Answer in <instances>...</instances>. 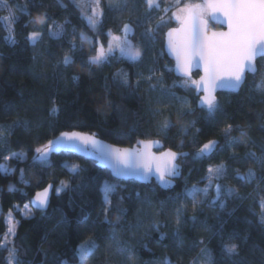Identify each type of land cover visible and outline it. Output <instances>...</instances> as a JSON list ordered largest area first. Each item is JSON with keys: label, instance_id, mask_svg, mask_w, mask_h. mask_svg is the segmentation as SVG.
<instances>
[{"label": "trees", "instance_id": "16d2710c", "mask_svg": "<svg viewBox=\"0 0 264 264\" xmlns=\"http://www.w3.org/2000/svg\"><path fill=\"white\" fill-rule=\"evenodd\" d=\"M3 1L16 15L13 43L6 39L0 14V165L7 167L0 171V237L11 212L17 222L12 246L21 264H77L78 246L89 240L97 248L87 264H199L205 249L210 264H264V167L248 155L264 158V90L256 87L264 81V58L238 92L218 95L219 107L209 114L206 107L196 108L192 90L168 88L178 78L164 53L163 37L175 23L158 27L153 42L145 0H100L102 15L95 28L73 0ZM42 16L47 17L44 24L36 23ZM127 22L141 30L133 38L141 58L113 55L102 64L90 63L97 41L105 42L110 31L120 32ZM49 25L61 31L59 38L49 33ZM38 30L41 38L30 41L28 34ZM81 33L91 43L82 42ZM66 54L73 61L67 65ZM171 94L186 95L191 107L175 109ZM229 125L231 131L225 132ZM64 132L95 136L121 148L159 142L155 151L187 155H178V174L168 176L167 187L155 178H117L88 148L61 147L46 161L33 159L38 147ZM209 140L217 142L215 150L198 156ZM12 153L25 158L8 157ZM73 165L79 166L75 172ZM218 165L226 169L222 177L232 194L214 204L200 193L193 207L188 188L204 185L209 166ZM250 169L252 179L239 178ZM105 181L117 185L110 195L111 224L103 212ZM62 182L68 186L57 192ZM49 183V208L24 217L17 206L30 204ZM231 243L239 255L224 251ZM7 254L0 248V264H7Z\"/></svg>", "mask_w": 264, "mask_h": 264}, {"label": "snow or ice", "instance_id": "6c2138e0", "mask_svg": "<svg viewBox=\"0 0 264 264\" xmlns=\"http://www.w3.org/2000/svg\"><path fill=\"white\" fill-rule=\"evenodd\" d=\"M149 10L154 6L158 7L156 0H145ZM97 6L99 0H96ZM119 7V5H118ZM21 11H25L21 9ZM182 13H187L184 17L185 29L187 31V38L179 42V44L172 39L175 29L169 33L168 46L172 52H175L178 56L177 69L182 71L185 75H189L192 67H200L203 64L204 75L200 77V81H192L199 88L201 85L202 91L205 93L200 98L201 106L206 107L209 114L214 113L218 107V101L214 95L217 88H229L232 90H238L241 84L244 82L246 72H252L255 74L257 68L255 61L257 58H264V0H205L203 5H190L180 10ZM210 12L212 19L217 22H226L228 25L227 32H215L212 39L201 40V35L204 29L207 27V21L202 20L205 13ZM94 16L89 17L90 22L95 25L96 10L93 9ZM221 16L223 20H221ZM14 19V17H12ZM46 16L38 17L37 22L41 25L44 24ZM180 19V17H177ZM34 21H29L33 23ZM48 31L51 35L59 38L61 31L53 32L51 25L48 26ZM130 31V25L125 24L124 32L125 39L123 42L118 43L117 47L121 56L137 61L141 58V51L139 48L132 45L131 41L127 39V34ZM42 31H32L28 34V39L35 42L40 39ZM6 39L11 40L13 43L14 38L9 36ZM119 41V38H116ZM81 41L91 43V39L81 33ZM76 45L73 41L72 49L75 50ZM113 47L111 43L107 50L103 46L97 49L96 55L90 57V63L102 64L106 62L108 56L112 54ZM64 64L72 63V59L69 55L64 56ZM76 79V77H73ZM125 83H127L125 74ZM257 88L264 90V81L256 85ZM55 113L57 109L53 108ZM168 123L164 124L167 128ZM231 131V125H229L225 132ZM244 133H242L243 135ZM4 136V132L0 131V137ZM77 141H82L85 145L91 144L95 150L97 160L103 162V164L112 169L113 173L117 176H138L146 177L152 173L151 158L143 153H137L129 151L128 149L112 148L107 145H103L100 141L96 140L94 136H85L77 132H64L61 133V137L56 140H50L47 144L38 147L36 149L37 156L34 160L46 161L49 154L58 150L61 147H69L77 149ZM147 147V144L145 145ZM217 142L215 140H209L198 151V156H210L215 150ZM15 158H23V154H12ZM167 157L163 167L157 165L156 172L159 174L158 178L162 182L163 186L167 187L171 181L166 179L168 176H174L178 174L179 166L175 163L178 155H187L186 153H176L169 151L163 154ZM249 157L255 159L262 167H264V158L255 157L254 153H249ZM78 165L72 166V171H77ZM0 171H7L4 166L0 165ZM208 186L199 189L195 185L191 190L187 192V195L191 197L193 207L196 204V197L200 193H203L206 197L213 182L219 181L224 175L226 169L223 165L215 167L209 166L208 168ZM254 173L250 169L246 175L240 176V179H252ZM68 185L62 182V190ZM10 190H13V186H9ZM117 189V185L110 184L107 181L104 182L101 191L103 193V203L106 206L103 209L105 222L111 224L108 220V212L112 205L110 195ZM216 200L221 199L222 185L215 184ZM232 189L227 190V194L231 195ZM49 189L45 188L43 191L37 192L35 198L32 201V205L40 210H43L48 204ZM223 207V204H221ZM264 208V204L261 205ZM27 212V206H25ZM122 212V209H117ZM11 216V212L9 213ZM178 222H179V209L177 210ZM261 224H264V215H262ZM15 234V224L9 221L7 232L5 235V242L0 244V248H7V236ZM115 235V234H114ZM97 245L94 241L89 240L85 243H81L78 246L77 256L79 264H87L90 257L94 254ZM9 255L7 257V264H21L18 258L17 251L13 247L7 249ZM224 251L230 255H239L238 246L235 243L225 244ZM205 256L209 254L205 250ZM210 264V261H209Z\"/></svg>", "mask_w": 264, "mask_h": 264}, {"label": "rangeland", "instance_id": "374dc122", "mask_svg": "<svg viewBox=\"0 0 264 264\" xmlns=\"http://www.w3.org/2000/svg\"><path fill=\"white\" fill-rule=\"evenodd\" d=\"M74 3L77 5V7L79 8L81 14L83 15V17L85 18V20L87 21V23L95 28L96 25L98 24L101 15H102V9H101V4H100V0H99V5L97 6L96 4V0H73ZM109 2L113 3V4H117L120 0H108ZM157 4L159 5L158 7H153L151 10H149L148 6V12L150 13L149 16V27L147 30V33L150 34L152 37H150L152 39V41L154 42V32L155 30L164 25L165 23L172 21L175 23L174 26L178 25L180 23V21L182 20V18L187 14V13H182L180 10L185 8L186 6H190V5H203L204 3L202 2V0H169V1H164L162 2V0H156ZM93 9L96 10L97 15H95V20L96 23L95 25H93L90 20L89 17H93L94 13H93ZM0 14H1V18H2V22L5 26V29L7 31V37L11 36L14 38V19H12V17H14L16 15V13L13 11V9H10L6 3L3 0H0ZM208 13H205L204 17H207ZM177 17H180V19H177ZM15 18V17H14ZM36 23L37 19L35 20ZM125 24L130 25V31L127 34V39L131 41L132 45L139 48L138 44L134 41V36L137 33V30H139L141 32L140 29H137L133 23L131 22H127ZM123 25L122 29L120 30V32H114V31H110L107 34L106 40L105 42L102 41H97V49L100 48L101 46L104 47L105 50L108 49L109 44L111 43L112 47H113V52L112 54H110L108 56L111 57L113 55H117L118 57H122L125 58L123 56H121L119 49L117 47L118 43H121L124 41L125 39V32H124V26ZM139 35V34H138ZM119 38V41L116 39ZM81 39V36H80ZM10 42H12L11 40H8ZM33 42V41H32ZM96 49V51H97ZM141 51V49H140ZM142 53V51H141ZM96 55V52L95 54ZM93 55V56H94ZM142 56V55H141ZM107 58V59H108ZM127 59V58H125ZM129 60V59H128ZM172 69V67H170ZM198 76V73H194L192 75V77L190 78H178L177 81H175L174 83H172L171 85H168V88H173V87H180L185 93H188L189 91H195V87L196 84H193L192 81H196V78ZM186 96V95H184ZM184 96H179L176 94H171V98H172V103L175 106V109H189L190 106V102L188 100L187 97ZM151 145L153 147H157L160 145L159 142L156 143H148V142H142L139 144L138 148L136 149H140L142 147H145V145ZM13 154V153H12ZM10 154L8 157H13V155ZM16 154H22V153H16ZM7 157V158H8ZM25 158V155L23 154V158ZM2 166H4V168L7 169L6 167V163H3ZM215 167V166H212ZM166 179L170 180V177H166ZM206 183L204 185L198 186L195 185L197 188L199 189H203L205 187L208 186V173L206 175ZM161 182V181H160ZM219 183L220 185H222V195H221V199L217 200L216 203H221L223 197L225 196V194L227 193V190L230 189L229 186L226 184L225 180L223 177H221V179L219 181H214L208 194H207V198L210 200V202H213L214 200H216V190H215V184ZM162 184V182H161ZM194 186V185H193ZM193 186H191L190 188H188V191L191 190L193 188ZM61 187H57V189H61ZM57 192H59L58 190H56ZM203 194V193H202ZM204 195V194H203ZM25 206H27L28 211H25ZM17 209L21 212V214L24 217H31L33 214V209L31 207L30 204H25L22 206H17ZM6 220L7 223H9V221H11V223L15 224V231H16V227H17V222L14 219V216L11 213V216H9V213L6 215ZM8 227V225H7ZM7 232V230H6ZM6 232L0 237V244H3L5 242V235ZM15 235V234H14ZM14 235H8L7 236V248L6 249H11L13 248L12 246V242H13V237ZM206 250V249H205ZM205 250H203L201 252V254L199 255V257L197 258V261L199 262V264H209L210 261V254L209 251L207 250L209 256L206 257L205 256ZM9 255V252L7 254V257ZM64 264H68V263H64ZM79 264V263H77ZM193 264V263H191Z\"/></svg>", "mask_w": 264, "mask_h": 264}, {"label": "water", "instance_id": "95a60500", "mask_svg": "<svg viewBox=\"0 0 264 264\" xmlns=\"http://www.w3.org/2000/svg\"><path fill=\"white\" fill-rule=\"evenodd\" d=\"M202 2L204 3L205 0H202ZM184 17L182 18V20L180 21V23L178 25L169 27L164 32V37H163V40H164L163 41V50H164V53L166 54V56L173 63L172 72H173V74H174L175 77H177V78H190V77H192V75L194 73H198V76L196 78V81L199 82L200 81V77L204 75L203 64L201 63L200 67H192L191 68V71H190V74L189 75H185L182 71H179L177 69L178 56H177V54L175 52H172L169 49V46H168L169 33L172 30H174V29L176 31L173 33L172 39L175 40L178 44H179L180 41L185 40L187 38V31L185 29ZM220 19L223 20V17L221 16ZM202 20H206L207 21V27L204 29V31H203V33L201 35V40H204V39H212L213 38V33H215V32H227L228 31V25H227V23L226 22H217L216 20H213L212 19V15H211L210 12H208V16L207 17H204L203 16L202 17ZM211 24L216 25L219 28H213V27H211ZM259 59H261V58H257V60L255 61V66L257 68V71H258L257 61ZM247 75H253V73L252 72H246L244 82L241 84L240 88L245 83V80H246ZM202 87L203 86L201 85L198 88L197 85H196L195 91H194V94L197 97L196 108H198V109L204 108L203 106H201V103H200V98L205 94L202 91ZM239 89L238 90H232V89H229V88H217L215 90V92H214V95H215L216 99H218V95L220 93H236V92L239 91ZM83 135L90 136V135H86V134H83ZM94 138L96 140L100 141L103 145H107V146L112 147V148L128 149L129 151H133V152H137V153H143L146 156H148V157L151 158L152 173L149 174V175H147L146 177H138V176H132V175H129V176H117V175H115L113 173L117 178H129V179H141V180H149V179H152V178L159 179L158 178V175L159 174L156 172V167H157V165L163 167V165L165 164V161L167 160V157H165L163 154L164 153H167V152H164V151H155L154 150V147L151 146L152 144L151 145H147V147L146 146L145 147H142L140 149H136V148H121V147H119L117 145L110 144V143H108V142H106V141H104L102 139H99V138H97L95 136H94ZM76 144H77V149H73V148H70V149L76 150V151H80V150H84V149L88 148L92 152L95 153V150L93 149V147L91 146V144L85 145L82 141H77ZM66 148H69V147H66ZM110 170L112 171V169H110ZM45 188H48L49 189V197H48V201L49 202H48L47 206L43 210H40V209H38V208H36V207H34L32 205V201L35 198V194L37 192L43 191ZM37 192L32 196V198L30 200V205H31L32 208H34V209H36L38 211H46L49 208V206H50L51 197H52V194H53V184L52 183H49L47 186H45L44 188L40 189Z\"/></svg>", "mask_w": 264, "mask_h": 264}]
</instances>
